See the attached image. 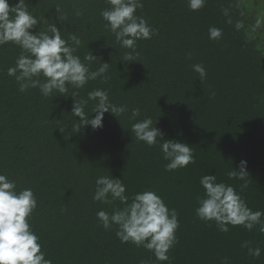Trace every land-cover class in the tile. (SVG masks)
Listing matches in <instances>:
<instances>
[{"label": "trees", "instance_id": "16d2710c", "mask_svg": "<svg viewBox=\"0 0 264 264\" xmlns=\"http://www.w3.org/2000/svg\"><path fill=\"white\" fill-rule=\"evenodd\" d=\"M141 2L135 15L155 35L138 40L134 61L128 62L123 59L131 50L116 42L101 16L108 0H25L38 20L33 34L55 24L69 45L75 46L71 35L80 39L74 54L90 71L102 63L109 67L80 89L67 85L66 93L48 97L39 88L22 93L8 75L22 49L0 46V174L14 181L17 191H33L37 207L28 222L52 264H264L260 225L251 231L228 225L225 233L215 221L196 215L204 175H216L250 209L264 212V0H205L198 11L189 10L188 0ZM8 3L12 7L18 0ZM213 27L221 31L215 39L209 34ZM89 50L96 60H85ZM196 64L206 71L203 81L193 70ZM97 89L128 111L116 117L105 113L103 127L93 130L71 114L72 93L88 101L85 116L94 118L96 101L88 100V93ZM134 108L140 115L131 119ZM148 117L165 139L189 144L194 162L166 171L163 140L150 147L130 131ZM241 160L249 174L230 179L228 172L238 171ZM101 176L123 180L129 203L136 193L151 190L175 209L177 243L168 261H158L143 246L122 243L115 225L103 228L97 213L125 205L118 199L93 200ZM246 242L261 255H249L242 247Z\"/></svg>", "mask_w": 264, "mask_h": 264}, {"label": "clouds", "instance_id": "9594fccd", "mask_svg": "<svg viewBox=\"0 0 264 264\" xmlns=\"http://www.w3.org/2000/svg\"><path fill=\"white\" fill-rule=\"evenodd\" d=\"M108 3L110 7L102 11L101 16L106 21V27L115 34L116 42L122 48L131 50L125 53L123 61H134L132 52H135L137 41L155 35L147 21L135 15L143 4L141 0H108ZM204 4L205 0H188L191 11H198ZM56 11L60 13L59 9ZM37 25L38 20L27 10L25 0H18L12 7L8 0H0V46L12 43L22 49L15 66L8 69V75L15 77L20 92L39 88L41 94L48 97L54 91L66 93L67 85L80 89L89 80L104 76L108 63H102L97 71H90L79 56L74 54L81 44L75 34L70 37L75 45L71 46L61 37V31L55 24L50 25L47 32L33 34L31 30ZM236 27L240 28L241 25L238 23ZM209 34L210 38L215 39L221 35V31L213 27L209 29ZM96 59L89 50L85 60L90 62ZM193 70L203 81L206 76L203 65H193ZM76 96L77 93L73 92L75 102L71 114L93 130L103 127L105 113L114 115L128 111L126 106L111 104L107 91L97 89L88 93V100L96 101L93 108L95 116L86 118L84 106L88 101L77 100ZM139 115L140 109L134 108L130 118L135 119ZM156 124L157 121L154 125L152 118L148 117L132 124L130 131L137 141L150 147L163 140L159 146L164 159L169 161L165 165L166 171L193 163L191 146L185 142L165 139ZM238 167V171L232 168L228 177L245 180L249 174L247 161L241 160ZM199 183L204 189V197L198 200L199 206L196 208L200 220L215 221L218 229L225 233L229 231L228 225L243 226L249 231L260 225L259 231L264 233V222L261 220L264 212L250 209L232 186L218 183L216 175H204ZM95 184L94 201L111 204L118 199L125 205L113 210L111 214L105 211L97 213L103 228L108 230L115 225V234L122 243L132 242L136 246H143L153 252L158 261H168L167 253L177 243L175 233L179 221L175 209L169 210L163 199L151 190L136 193L129 203L123 180L112 176L98 177ZM242 187H247V182ZM36 207L37 200L30 188L17 191L16 183L0 174V264H52L50 259L45 258L39 237L28 222ZM242 247H246L251 256L261 255L259 247H249L247 242Z\"/></svg>", "mask_w": 264, "mask_h": 264}]
</instances>
